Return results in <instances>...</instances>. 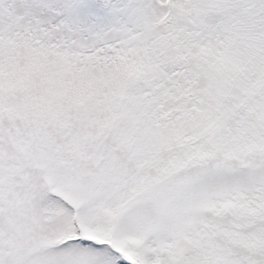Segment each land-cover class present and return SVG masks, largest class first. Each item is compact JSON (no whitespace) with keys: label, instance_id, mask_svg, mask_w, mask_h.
<instances>
[{"label":"rangeland","instance_id":"374dc122","mask_svg":"<svg viewBox=\"0 0 264 264\" xmlns=\"http://www.w3.org/2000/svg\"><path fill=\"white\" fill-rule=\"evenodd\" d=\"M117 3L0 0V264H264V0Z\"/></svg>","mask_w":264,"mask_h":264},{"label":"trees","instance_id":"16d2710c","mask_svg":"<svg viewBox=\"0 0 264 264\" xmlns=\"http://www.w3.org/2000/svg\"><path fill=\"white\" fill-rule=\"evenodd\" d=\"M96 2H97V5H100L101 4L100 6H103V5L110 6V3H112V4L115 3L114 4L115 6H119V3H117V0H96ZM114 5H112V6H114ZM136 59L138 60V65L135 62H133V64L136 65V68H137L138 71H140V72L144 71L143 63L146 61V59L142 56L141 53H138ZM125 60H126L127 63L128 62H132L131 59L130 60L129 59H125ZM113 63H116V61L113 60ZM167 263L168 264H174V263H172L170 261H167V260L165 261V259L162 260V261H160V262H158V264H167ZM116 264H134V263H132V262H130L128 260H125V259L119 257L116 260Z\"/></svg>","mask_w":264,"mask_h":264}]
</instances>
